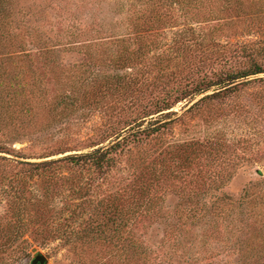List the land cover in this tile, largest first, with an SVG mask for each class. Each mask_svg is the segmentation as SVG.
I'll return each instance as SVG.
<instances>
[{
	"label": "rangeland",
	"instance_id": "1",
	"mask_svg": "<svg viewBox=\"0 0 264 264\" xmlns=\"http://www.w3.org/2000/svg\"><path fill=\"white\" fill-rule=\"evenodd\" d=\"M132 1L138 5L136 0L3 1L8 24L22 46L20 49L17 47L16 51L28 49L36 52L40 48L37 46L44 42V46L51 50L47 55H41L42 59L27 58L21 51L17 58L19 67L25 72L24 80L38 81L30 96L33 100L38 99V108L44 103L42 97L50 99L59 92L62 83L68 85L82 75L87 79L99 75L114 76L115 70L107 54L115 47L107 37L114 38L125 32L124 23L129 25L132 37L137 33L144 34L149 42L154 40L157 44L159 41L163 52L168 53V49L173 48V53H180L179 64L200 59V56L203 58L200 51L206 40L211 48L215 41L237 45L264 40V0H248L246 15L236 14L234 10L227 11L226 6L221 12L222 3L211 9L210 14L208 11L202 12V16L175 11L177 17L187 21V24L174 27L165 24L157 26L155 17L149 14L143 19L137 18L136 11L125 18ZM158 16L161 18L164 15L159 13ZM84 31L89 34L83 35ZM80 35L82 37H78ZM181 38L190 39L184 45L190 47L186 53L177 48ZM87 44L93 45L85 46ZM89 50L91 53H88ZM184 53L191 57L186 56L181 61ZM90 54H93L92 58H89ZM148 54V61L153 63L156 50L152 49ZM248 59L238 52L224 69L234 72L249 68L253 59ZM157 61L155 66L160 71L159 58ZM261 61L264 63V58ZM170 71L168 69L166 73ZM147 72L149 70H143L139 75L143 81ZM234 86L221 99L192 113L185 111L203 95L195 101L189 98L173 108L178 114L172 119H181L176 120L172 131L161 139L162 147H170L167 149L173 152H166L160 158V161L166 159L164 167L167 162L171 166L164 172L168 178L160 183L159 191L153 197V202L156 201L159 206L150 214L137 212L131 224L133 226L129 228L130 235L139 241L138 254L143 253L142 259L146 258V261L127 258L125 248L128 245L119 243L116 233L112 232L110 238L100 239L91 246H73L70 242L60 241L52 242L45 248L35 245L30 254L17 264H30L37 253L45 255L48 264H241V252L238 250L232 254L225 252L218 257L212 255L210 250L217 243L223 247V252L227 244L226 232L217 230L225 222L222 207L228 212L233 210L235 214L237 211L241 216L238 212L240 206L239 211L244 213L236 223L242 228V232H238L239 243L249 238H264V73L251 76ZM141 87L145 91L146 86L141 83L137 87L140 88L138 92H141ZM62 91L69 90L62 88ZM82 111L67 123L55 124L43 132L28 134L22 126L3 138V143L17 157L24 156L29 160L61 150H72L66 155L77 151L87 152L92 139L100 132L103 119L98 116L99 112L94 113V109H89L90 113L86 108ZM91 113L97 116L93 117ZM4 130L0 126V132ZM194 142L196 144L192 146ZM145 149L141 153H132V158L139 161L144 157L148 166L154 160H159L156 158L160 156L161 148L149 145ZM63 156L58 154L51 158ZM134 167L132 161L123 163L121 175L128 182L134 179L133 174L141 173L142 169L138 172ZM226 195L234 204L228 199L224 200ZM195 204L202 209L201 217L204 215L205 219H186L178 222L180 226L175 230L171 223L175 224L176 214L184 213L185 216ZM217 205L220 207L216 208ZM6 210L7 203L0 195V217H4ZM122 234L124 237L129 235L128 229H123ZM258 259L259 264H264V254Z\"/></svg>",
	"mask_w": 264,
	"mask_h": 264
},
{
	"label": "trees",
	"instance_id": "2",
	"mask_svg": "<svg viewBox=\"0 0 264 264\" xmlns=\"http://www.w3.org/2000/svg\"><path fill=\"white\" fill-rule=\"evenodd\" d=\"M3 1L0 0V126L8 132H0V154H4L0 156V195L7 203L5 215L0 217V264H17L30 254L35 245L45 248L52 242L60 241L70 242L73 246H91L100 239L110 238L112 232L116 233L119 243L128 245L125 248L127 258L146 261V258L142 259L143 253L138 254L139 241L130 235L129 228L133 226L131 224L137 212L150 214L159 206L156 201L153 202V197L159 191L160 183L168 178L164 172L171 166L167 162L164 167L166 159L160 161V158L166 152H173L167 149L170 147H162L161 139L172 131L176 120L181 119H172L178 114L173 108L189 98L195 101L203 95L185 111L192 113L224 97L238 82L264 73V63L261 61L264 58V40L237 45L215 41L213 48L206 40L201 45L203 58L200 56V59L179 64L180 53H173V48L168 49V53L163 52L161 43L157 41L155 44L154 40L149 42L147 35L137 33L139 35L132 37L129 25L124 23L125 32L121 31L114 38L107 37L115 47L107 54L115 70L114 76L99 75L87 79L82 75L68 85L62 83L59 92L50 99L42 97L44 103L38 108V99L30 98L38 81L24 80L25 72L19 67L17 58L21 51L27 58L42 59L51 50L44 46V42L37 46L40 48L36 52L28 49L16 51L17 47L20 49L22 46L8 24ZM136 1L138 5L132 1L125 18L136 11L137 18L149 14L155 17L157 26L165 24L168 27L187 24V21L177 17L175 11L202 16V12L209 13L220 3L221 12L224 6L227 7L225 10H234L236 14L246 15L249 9L248 0ZM159 13L164 16L160 18ZM180 33H177L178 36H181ZM88 34V31H84L83 35ZM188 42L190 39L181 38V42H176L179 44L177 48L186 53L190 47L184 45ZM90 45L93 44L85 46L92 47ZM152 49L156 50L153 63L148 61V53ZM238 52L249 61L253 59V63L249 68L227 72L224 66ZM185 53L181 61L191 57ZM92 57L93 54H90L89 58ZM158 58L160 71L155 66ZM168 69L170 73H166ZM143 70H149L144 74V81L139 77ZM141 83L146 86L145 91L141 87V92H138L140 88L137 87ZM62 88L69 91L64 92ZM85 108L88 113L91 112L89 109H94V113L99 112L98 116L103 119L100 132L92 139L87 152L77 151L66 155L72 150H61L29 160L28 157H17L3 143V138L22 126L28 134L43 132L55 124L67 123L73 116L84 112L82 110ZM156 115L161 117L156 118ZM149 145L162 149L156 158L159 160H154L148 166L146 158L139 160L142 163L132 158V153H141ZM58 154L65 156L51 158ZM129 161H132L136 171L142 169L140 174H133L131 182L121 175L123 163ZM227 199L234 204L226 195L224 200ZM239 209L240 206L238 212L243 215ZM221 213L225 215V222L217 230L226 232L227 244L222 252L223 247L216 243L214 249L210 250L212 255L218 257L225 252L232 254L238 250L241 252V264H259L258 258L264 254V238H249L239 243L238 232H242V228L236 223L242 215L237 211L235 214L233 210L225 211L224 207ZM183 214L177 213L175 224L171 223L175 230L180 226L178 222L186 219H205L204 215L201 217L203 211L198 204L188 209L185 216ZM123 229H128L129 235L124 237Z\"/></svg>",
	"mask_w": 264,
	"mask_h": 264
},
{
	"label": "water",
	"instance_id": "3",
	"mask_svg": "<svg viewBox=\"0 0 264 264\" xmlns=\"http://www.w3.org/2000/svg\"><path fill=\"white\" fill-rule=\"evenodd\" d=\"M30 264H48L47 257L42 253H37Z\"/></svg>",
	"mask_w": 264,
	"mask_h": 264
}]
</instances>
